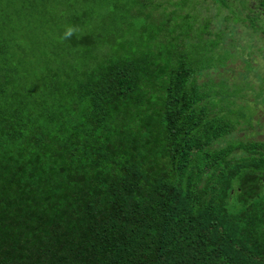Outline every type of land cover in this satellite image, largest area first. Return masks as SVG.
<instances>
[{
	"label": "trees",
	"instance_id": "obj_1",
	"mask_svg": "<svg viewBox=\"0 0 264 264\" xmlns=\"http://www.w3.org/2000/svg\"><path fill=\"white\" fill-rule=\"evenodd\" d=\"M189 1L0 0V264H264V141L198 79L264 0Z\"/></svg>",
	"mask_w": 264,
	"mask_h": 264
},
{
	"label": "rangeland",
	"instance_id": "obj_2",
	"mask_svg": "<svg viewBox=\"0 0 264 264\" xmlns=\"http://www.w3.org/2000/svg\"><path fill=\"white\" fill-rule=\"evenodd\" d=\"M88 1H90L91 5L98 7L108 4L109 1L110 6L113 4V2L111 3L113 0ZM154 4H157V2L154 1ZM165 6L168 10H174L173 6L168 3H165ZM40 7L41 4H33L23 10L19 6L21 13L18 16H20V19L16 16L12 27L16 26L19 28V26L23 25L19 20H29L32 31L35 27V22H37L36 18L38 15L36 10ZM106 7L107 5L102 8L103 11H105L104 8ZM186 7V10L183 12L184 15L189 13L193 16L197 15V19H199L198 23L209 21L211 23V30L214 31L224 30L225 26H222L223 18L227 16L232 17L230 11L227 9H222L218 14L217 6L212 0H190ZM159 11H162V9ZM12 13L16 15L14 12ZM156 15L159 16L158 11ZM243 16L245 17V14ZM261 25L258 27L261 28ZM245 26H248V24H236L234 21L229 22L228 33L225 36L223 35L219 47L216 49V53L221 54L225 62L219 67L205 70L198 77L200 83L206 79H213L218 84H223L224 86L219 85L216 87L219 90L226 89L220 104L225 105L226 101L232 102L234 103L231 106L232 109L244 115L247 114L255 120L254 128L250 129L245 127L248 124L246 121L235 115H230L234 120L241 122L240 129L246 130L238 131L232 137H228V140L225 139L219 144L220 147L227 146L231 141H235L240 137L247 140L264 141V33L261 30L255 32L253 29ZM19 35L21 39L26 41L29 47H35V41L27 38L31 34L27 35L26 32H21ZM105 44L107 46L110 43ZM196 55V58L200 59L199 64H202L204 55L200 50L196 52Z\"/></svg>",
	"mask_w": 264,
	"mask_h": 264
}]
</instances>
